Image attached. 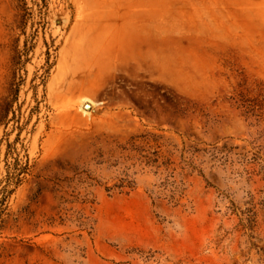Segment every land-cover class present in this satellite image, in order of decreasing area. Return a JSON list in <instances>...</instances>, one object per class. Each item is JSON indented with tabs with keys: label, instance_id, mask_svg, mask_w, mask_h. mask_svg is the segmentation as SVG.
Masks as SVG:
<instances>
[{
	"label": "rangeland",
	"instance_id": "obj_1",
	"mask_svg": "<svg viewBox=\"0 0 264 264\" xmlns=\"http://www.w3.org/2000/svg\"><path fill=\"white\" fill-rule=\"evenodd\" d=\"M0 214V264H264V0H0Z\"/></svg>",
	"mask_w": 264,
	"mask_h": 264
},
{
	"label": "trees",
	"instance_id": "obj_2",
	"mask_svg": "<svg viewBox=\"0 0 264 264\" xmlns=\"http://www.w3.org/2000/svg\"><path fill=\"white\" fill-rule=\"evenodd\" d=\"M142 137H146V136H142ZM132 151H136V152H140V153H144V150H139L138 148H133ZM141 158L143 159L142 162L145 163V165L147 167H156V169L159 171L162 166H166L169 169V166L171 164H173V162H171L170 159H168L167 161L160 163V156H159V152L156 151L154 153L150 154H146V155H142ZM175 171V169H174ZM164 186L166 187H171V196H170V201L171 202H179V199H177V195L179 192V188L178 185L176 183V181H169L167 180L164 183ZM115 189H119L121 190V193H123L125 191V189H130L132 190L134 188V182L133 181H128L127 179H122L120 180V183L114 186ZM113 188H107L108 191L112 190ZM87 199L84 200V203H87ZM3 222L2 220V214H0V228H1V223ZM79 222H80V226L82 227V230H93V227H90V223L88 221L87 217H79Z\"/></svg>",
	"mask_w": 264,
	"mask_h": 264
},
{
	"label": "bare ground",
	"instance_id": "obj_3",
	"mask_svg": "<svg viewBox=\"0 0 264 264\" xmlns=\"http://www.w3.org/2000/svg\"><path fill=\"white\" fill-rule=\"evenodd\" d=\"M86 108H90V105H87V107Z\"/></svg>",
	"mask_w": 264,
	"mask_h": 264
}]
</instances>
